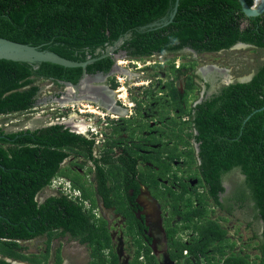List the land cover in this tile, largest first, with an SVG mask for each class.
Wrapping results in <instances>:
<instances>
[{
    "label": "trees",
    "instance_id": "1",
    "mask_svg": "<svg viewBox=\"0 0 264 264\" xmlns=\"http://www.w3.org/2000/svg\"><path fill=\"white\" fill-rule=\"evenodd\" d=\"M175 1L0 0V38L52 51L77 63L93 59L87 65L90 75L111 71L115 61L105 52L120 40L123 43L116 53L126 51L132 59L176 54L188 48L199 54L214 53L239 43L264 50V14L247 17L239 0H180L171 21ZM246 1L250 6L255 2ZM154 22L161 24L149 28ZM99 49L102 52L97 54ZM168 63L173 80L164 84L166 89L150 88L146 93L157 109L163 106L160 120L168 116L166 108L178 110L180 118L167 122L162 138L141 136L148 127L139 120L140 109L136 120L122 119L132 137L138 133L144 143H160L158 148H147L141 142L127 146L116 158L111 154L112 142L111 150L98 158L95 141L65 125L6 133L0 124V264H11L6 258L48 264L53 240L67 234L90 248V264H121L109 221L95 212L99 198L126 219L125 235L134 241L128 264H160L142 236L144 227L139 228L136 198L141 184L164 211L168 254L174 264H264V228L257 242L259 254L252 260L250 255L235 251L237 243L228 238L229 231L221 223L228 218H213L217 208L230 214L235 205L251 200L264 221V110L256 112L264 107V61L250 82L225 86L197 104L201 91L195 75L197 62L181 65L191 72L183 92L176 85L181 68L176 67L175 58ZM83 75L81 66L0 59V115L35 108L41 91L36 84L39 80L78 84ZM118 86L116 81L111 84L114 90ZM184 117L189 120L183 121ZM142 150L148 152L142 154ZM73 154L85 158L71 163L84 169L83 174L71 166L62 167ZM182 158L188 166L187 175L198 178L203 193L184 183L180 192L160 183L159 179L170 176L178 180L180 169L173 162ZM139 160L150 165H139ZM234 171L245 176L239 184L245 191L223 197L224 178ZM61 176L73 181L82 200L51 196L41 204L38 195ZM85 201L91 203V209L85 207ZM177 218L180 220L174 223ZM191 233L188 242L181 238V234ZM41 236L47 237V252L39 257L26 255L21 242ZM61 252L60 248L56 264L63 262Z\"/></svg>",
    "mask_w": 264,
    "mask_h": 264
},
{
    "label": "rangeland",
    "instance_id": "2",
    "mask_svg": "<svg viewBox=\"0 0 264 264\" xmlns=\"http://www.w3.org/2000/svg\"><path fill=\"white\" fill-rule=\"evenodd\" d=\"M173 58L176 60L177 68L183 63H189L195 60L197 62L196 71H198V69L212 66H216L219 69L225 68L230 70L229 75H231L235 81H238L249 77L257 71L259 65L264 61V50L255 47H233L228 50L214 53L194 54L190 51H183L176 54L154 55L140 59H132L128 57L120 61H125L123 67L129 71V75L117 74L115 77L110 78L108 84L111 85L114 81H118L117 77H123V80L126 78V86L137 83V86L130 89L133 96L131 102H135L139 99L144 101L148 100L149 97L146 94V88L153 87L154 91H158L168 80L172 79L171 65L168 61ZM206 71H208V69ZM188 74H190L189 70L181 68L177 73L179 80L176 82V85L182 88ZM196 77L202 81L200 76ZM36 84L42 89L39 94V97L42 98V100L49 99L51 94L56 95L57 93L64 91L62 86H55L49 80H39ZM51 104L52 103H48L37 106L38 110L36 111V115L37 113H40V118L32 116L29 112L14 113L12 115L1 116L0 123L4 128L7 127L9 131H16L19 128L27 126L35 127L38 125H46L50 121V116L55 119L58 115L56 114L57 112L50 110V107H52ZM44 110H46L45 113H43ZM78 158L80 159L82 157ZM230 177L234 180L241 179V175L238 171L232 172ZM228 184L229 183L226 185ZM229 186L230 185H228V187ZM54 194L55 191L51 187H47L39 194V199L43 202L48 196ZM216 213L217 214L214 215L213 218H217L218 216L228 218V221L223 222V225L229 231L228 238L237 243L235 251L241 254H248L251 256V259L254 260L256 255L259 254L257 242L261 240L263 223L256 217L252 206L249 204H244L242 206L235 205L230 214L221 209H217ZM116 223L120 224L121 227L117 225L112 229L114 247L119 254L121 264H128V261L132 258L134 253L132 239L131 237H125L122 233V226H124L123 220L120 219ZM163 234L165 236L164 232ZM22 245H30L34 250L38 251L44 249L45 245L47 246L48 243L46 236H41L32 243H23ZM165 246L167 251L168 247L166 239ZM58 248H61L63 254L62 258L66 264H90V248L85 244H81L69 234L53 240L51 244V257L49 264H54L55 253ZM27 253L29 254L28 251ZM166 258L169 259V257ZM160 262L163 264L164 259L160 260ZM164 264L169 263L164 262ZM171 264L174 263L171 261Z\"/></svg>",
    "mask_w": 264,
    "mask_h": 264
},
{
    "label": "flooded vegetation",
    "instance_id": "3",
    "mask_svg": "<svg viewBox=\"0 0 264 264\" xmlns=\"http://www.w3.org/2000/svg\"><path fill=\"white\" fill-rule=\"evenodd\" d=\"M178 68H181V65ZM205 69L206 70L208 69V71H206ZM216 69L218 70L217 67H207V68H202V69H198V71H195V75L198 76V77L200 76L202 78V81L197 78V82L201 86V91L199 93L198 101L201 102L202 100L210 98L214 94H218L222 90V88L226 86V82H227L226 77L223 75V73L214 71ZM201 70H203V71H201ZM190 74H191V72H190ZM170 80H173V77ZM170 80H168V81H170ZM50 82L53 83V85H55V86H62L64 88V90H65V86L62 83L58 84V83H56L54 81H50ZM184 85H185V83H184ZM150 88H153V87H149L148 89H150ZM148 89L146 88V91H148ZM162 89H166V86L163 85ZM179 89L183 92L184 86L182 88L179 87ZM115 91H116L115 93L117 94V90H115ZM58 94L59 93H57L56 95H52L51 94V96H57ZM159 95L162 97L165 94L164 93H160ZM147 96L149 97V99L145 100V101L144 100H140V99L139 100L135 99L136 100V101L134 100L135 103H136L135 107L132 110L128 109L127 116L122 117L120 119V121L118 122V127L116 129L114 128L113 135L114 134L115 135L112 138H110V140L108 142V146H109L108 150H111L110 143L115 142V146L112 148L113 151H112L111 154L116 156V158L123 155L124 150L126 149L127 146L128 147H132L134 145L140 144L141 142L144 143V140L140 139V136L138 135V133L134 137L131 136V133L129 132L127 127L124 126V122H122V119H127V120H134L135 119L136 120V117L139 115L138 114V111H139L138 109H140L141 116L139 117V120H141L145 124H147V127H148L142 133L141 136H143V138H148V137H151V136H156L157 138H162L163 137V133H161V131H164L165 129H168L167 128V122L170 119H172V118H180L178 110H174L172 108H170V109L166 108L168 116L166 117L165 120H160L158 118V116L160 114V111L164 110L163 106L159 105V109H157L158 105L156 104V102L153 101L152 96L149 95V94H147ZM105 98L109 99L107 95H106ZM116 98H118V95L116 96ZM41 101H43L42 98L38 97V102H37L36 107L41 105ZM117 101H118V99H117ZM198 101H196L195 104H197ZM78 103H80V102H78ZM71 104H73V103H71ZM107 111H109V110H107ZM27 112H29L32 116H34L36 118H40L38 115H36V112L34 110H30V111H27ZM110 113H112V112H110ZM8 115H12V114H8ZM1 116H6V115L2 114V115H0V117ZM187 120H189V117L183 118V121H187ZM72 121L73 120H71L70 122L72 123ZM151 121H153L154 123L151 124L150 123ZM49 126H51V125L46 124V125H38V126H35V127H33V126L32 127H28L27 126V127L19 128L16 131H9L7 129V127L6 128H4L3 126L2 127L4 128L6 133H11V132H26L28 130L34 131V130H37V129L47 128ZM117 129H120V133H116ZM71 130L73 132H75V133L82 134V135L86 136L81 131H77L75 129H71ZM167 141H168L170 146L173 145L172 141H169L168 139H167ZM144 145L147 148H150V149L158 148V147L161 146L160 143L152 144V143H148V142L144 143ZM196 145L197 144H195V148H196V152L198 153ZM181 149H183V148L181 147ZM108 150H105V151H108ZM105 151L100 152L98 154L96 146H95V155H96V157H98V158L102 157L105 154ZM146 152H148V151L147 150H142L141 151L142 154H144ZM79 157H82V156H79ZM74 160H77V161L84 160L85 161V158L82 157V158L79 159L76 154H73L69 159H66L64 161V163L62 164V167L65 168V167L71 166V163ZM79 162H83V161H79ZM88 165L92 166L93 164L91 162H89ZM139 165L146 166V165H150V163L144 162V161L142 162V160H139ZM173 165H174V167L176 169H180L179 173H178V180H174V178L172 176H170L169 178H166V179H159V181H160V183L162 185H165V186L170 187L172 189L171 186L173 184H175V185L178 186V190H176V192H180V190L182 188V184L181 183H184V184H188L189 185V189L190 190L192 188L197 187L199 192L203 193L205 191L204 187L200 186L198 178H192V177H189L187 175L186 170L188 169V166L186 165L185 160L183 158L180 159V160H175L173 162ZM71 167H72L73 170H76V171H78V172H80L82 174L84 173V169H82V168H80V167H78L76 165H74V166L72 165ZM240 175H241V179H239V180L232 179L230 177V175L225 176V178H224V186L226 187V192H225V194H223V197L232 196V195H238V194L241 195V194L244 193L245 190H244L243 186H240L239 184L242 182V180L245 179V176H243L241 173H240ZM61 177L68 179L72 183V188L74 190H77V189L74 188L73 181L70 178L63 177V176H61ZM89 177L91 179H93L94 173L91 174V176H89ZM193 182H195V185H192ZM170 183H171V186H170ZM227 183H229L228 185H230L229 188H227V186H228V185H226ZM49 187L52 188V185L49 186ZM52 189L55 191V194L48 196L46 199H48L51 196H65V197H68L69 199H71V197L65 195L60 190L54 189V188H52ZM77 191H79V190H77ZM173 191H175V190H173ZM79 192L81 193V191H79ZM247 194H249V193H247ZM37 199H38V201L41 204L46 201V199L43 202L40 201L39 195H38ZM81 199H82V193H81ZM136 203L138 205V210L136 211V215H137V218L139 219V221L141 223L139 228H142V226L144 227L142 229V236H143L144 240L149 242V245L152 248L153 253L156 255V257H158V259H160V260L164 259L165 263L171 264L172 260L170 259L169 254H168V249L166 251V246H165V239L167 241V237H166L165 229H164V226H163L164 211H163V209L161 207V204L151 195L148 187L143 185V184H141V192L138 195V197L136 198ZM244 204H249V205L252 206V208H253V210H254V212L256 214V217L259 218L260 221L263 223V228H264V221L259 216L258 210L255 209V203L253 201H251V200H246V202ZM97 210H99L101 212L100 216L105 217L109 221L112 238H114L113 233H112L113 227H116L117 225L119 227H121L120 224L116 223L120 219L123 220V225H124V226H122V233L124 234L125 237H130V236H126L125 235V230L127 228L126 219L123 216H121L120 214L116 213L115 208H107L105 206L102 198H99V207L97 209H95V211H97ZM165 215H168V212H166ZM160 220H161V222H160ZM179 220H180V218H177L174 221V223H176V221H179ZM221 223L223 225V222H221ZM163 232L165 233V236H164ZM191 237H192V233L191 234H181V238H183L186 242H188ZM149 238H151V241H149ZM36 239H33L31 241H28V242H22L21 244H23V243L29 244V243L34 242ZM131 239H132V237H131ZM132 243H133V246H134L133 239H132ZM113 244H114V240H113ZM23 247L26 248L24 253H26V255H28V256H38L39 257L42 254L46 253L47 250H48V245L47 246L45 245L44 249H40L38 251L34 250L30 245L29 246L24 245ZM167 247H168V243H167ZM59 249L60 248H58L56 250L55 258H54L55 259L54 260V264H56L57 251ZM27 251L29 252V254L27 253ZM61 254H62V252H61ZM167 254H168V256H167ZM50 257H51V251H50ZM62 257H63V254H62ZM166 257H169V259L171 261L168 258H166ZM17 261L24 262L26 264H33V263L27 262V261H21V260H17ZM164 262H163V264H164ZM48 264H49V262H48ZM62 264H66V262H64V260H63ZM160 264H161V262H160Z\"/></svg>",
    "mask_w": 264,
    "mask_h": 264
},
{
    "label": "water",
    "instance_id": "4",
    "mask_svg": "<svg viewBox=\"0 0 264 264\" xmlns=\"http://www.w3.org/2000/svg\"><path fill=\"white\" fill-rule=\"evenodd\" d=\"M239 3L242 7V11L247 17H258L264 14V0H255L253 6H250L246 0H239ZM180 0H176L174 4L173 12L170 15V20L172 21L179 9ZM160 22H154L150 24L148 27L152 28L155 26H159ZM167 24V23H165ZM123 40L118 41L114 46H110L106 49L105 55L112 56L115 64L113 65L111 71L107 74L105 73H97L95 75H90L87 72V65L93 61V59H89L87 62L77 63L71 60H68L59 54L52 51H43L39 48L22 44L18 42H14L12 40L6 38H0V59H8L19 62H27L31 64H41L43 62H51L55 64H59L65 67H78L81 66L84 68V75L79 81L78 84H73L72 82L62 81L61 83L65 86V90L60 92L57 96H51L49 99H44L41 101L42 104H64L65 102H93L101 105L106 110H109L112 113L120 115L121 117H125L128 114V109L120 105L116 98V91L111 88L108 84L110 78L115 77L117 74L129 75V71L122 67L119 62L124 58H128V54L126 51H121L116 53V50L122 45ZM234 47H253L251 45H247L245 43H239ZM185 51L193 52L194 54H198L194 49L188 48ZM102 49L97 51V54L101 53ZM222 72H226L223 74L226 77V86L234 83H246L250 82L255 76L256 72L251 74L249 77L235 81L230 74V70L222 69ZM73 89V92L70 94L69 89ZM42 91V89H41ZM40 91V93H41ZM106 93V94H105ZM109 94L110 99H106L105 96ZM198 101L197 103H199ZM264 110L262 109L256 110V112ZM253 115V114H252ZM249 116L245 123L252 117ZM197 151L199 152V145H196ZM227 188H229L227 186ZM1 258V256H0ZM11 264L22 263L17 260H13L10 258H6Z\"/></svg>",
    "mask_w": 264,
    "mask_h": 264
},
{
    "label": "built area",
    "instance_id": "5",
    "mask_svg": "<svg viewBox=\"0 0 264 264\" xmlns=\"http://www.w3.org/2000/svg\"><path fill=\"white\" fill-rule=\"evenodd\" d=\"M118 81L117 83L123 85L124 82H122L121 77H117ZM127 85V82H125ZM117 88L119 89L120 86ZM137 85L131 84L127 86L128 91V101L119 98L118 102L123 105L125 108L132 110L135 107V102H131V99L133 98L130 89L134 88ZM116 89V90H117ZM88 104H91L95 111H90L89 108H87ZM52 107H50V110L53 112H57L58 114L55 119H53L52 116H50L49 125H65L68 128L75 129L77 131H81L83 134H85L89 139H92L95 141V146L97 149L98 154L100 152H103L105 150L109 149L108 142L110 138H112L114 128L116 129L118 127V122L122 118L120 115L110 113L100 105L93 103V102H83L82 104H51ZM35 112L38 110V107L33 108ZM46 110L43 111L45 113ZM39 116L40 113H37ZM41 117V115L39 116ZM187 118V117H184ZM73 119L72 123L70 122ZM151 124L154 122L151 121ZM80 132V133H81ZM192 185H195V182L192 183ZM171 186V183H170ZM173 190H178V186L173 184L172 186ZM52 188L58 189L61 192H63L65 195L71 197V199L75 201H81V193L77 190H74L72 188V183L62 177L55 178L52 183ZM85 207L87 209H91L92 205L90 202L85 201ZM97 216L101 215V212L99 210L95 211ZM22 243V242H21Z\"/></svg>",
    "mask_w": 264,
    "mask_h": 264
},
{
    "label": "bare ground",
    "instance_id": "6",
    "mask_svg": "<svg viewBox=\"0 0 264 264\" xmlns=\"http://www.w3.org/2000/svg\"><path fill=\"white\" fill-rule=\"evenodd\" d=\"M119 64L123 67L124 66V64H125V61H120L119 62ZM212 67H216V66H212ZM218 68V67H217ZM222 69H219L218 68V70L216 69V70H214V71H217V72H220V73H223V74H225L226 72L224 71V72H222L221 71ZM201 71H203V70H201ZM213 71V72H214ZM122 78V82H124V84L123 85H121L120 86V88L119 89H117V94H116V96L118 95V97L119 98H122V99H124V100H126V101H128L129 99H128V91H127V86H126V78H124V80H123V77H121ZM134 85H137V83H133ZM73 92V89H69V93L71 94ZM106 94V93H105ZM107 96H108V98L110 99V95L109 94H107ZM106 97V96H105ZM118 99V98H117ZM71 103H73V104H76V103H78V102H70V103H68V102H65L64 104H70V105H73V104H71ZM83 102H80V103H78V104H82ZM87 108H89L90 109V111H95V108L91 105V104H88V106H87ZM113 114H115V113H113ZM73 120V119H72ZM17 264H19V263H17ZM20 264H22V263H20Z\"/></svg>",
    "mask_w": 264,
    "mask_h": 264
}]
</instances>
